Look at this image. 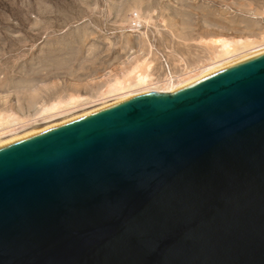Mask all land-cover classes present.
<instances>
[{"label": "water", "instance_id": "95a60500", "mask_svg": "<svg viewBox=\"0 0 264 264\" xmlns=\"http://www.w3.org/2000/svg\"><path fill=\"white\" fill-rule=\"evenodd\" d=\"M0 264H264V50L1 144Z\"/></svg>", "mask_w": 264, "mask_h": 264}, {"label": "rangeland", "instance_id": "374dc122", "mask_svg": "<svg viewBox=\"0 0 264 264\" xmlns=\"http://www.w3.org/2000/svg\"><path fill=\"white\" fill-rule=\"evenodd\" d=\"M263 41L264 0H0V128L163 90Z\"/></svg>", "mask_w": 264, "mask_h": 264}, {"label": "bare ground", "instance_id": "6f19581e", "mask_svg": "<svg viewBox=\"0 0 264 264\" xmlns=\"http://www.w3.org/2000/svg\"><path fill=\"white\" fill-rule=\"evenodd\" d=\"M219 43H220L219 44L220 46H218V48L223 49V50L228 49L231 44L229 41H225V40L224 41L220 40ZM261 50H264V41L251 45V47H249L247 50L235 52L232 54L228 53L226 55H223L222 57L217 58L214 61L203 64L202 68L200 67V69L199 68L192 69L191 71H188L187 74L185 73L182 80H180V78L178 77H174L173 75H171L172 73L171 74L169 73L170 75L166 77L165 80L163 81V84H164L163 88L165 89L159 90L156 92L169 93L173 91L174 89H176L177 87L187 84L213 70H216L240 58H243L247 55H250L252 53H255ZM195 72H199V73L192 75ZM147 91H152V90L142 89V90H136V91H131V92H125L112 99H109V100L106 99V101H101L99 103L96 102L95 105H86V104L83 105V103H81V100L72 101L67 108H63L66 106L67 103L66 104H55L52 107L48 108L47 113L42 111V113L40 114V116L38 115V117L27 119V120H22L19 123L6 125L0 128V145L10 140L30 134L32 132L68 121L73 118H76L80 115H83L85 113L98 109L100 107H103L115 101L130 97V96H133L139 93L147 92ZM55 109L57 110L60 109L59 113L57 114L56 112L51 113L52 112L51 110H55Z\"/></svg>", "mask_w": 264, "mask_h": 264}]
</instances>
